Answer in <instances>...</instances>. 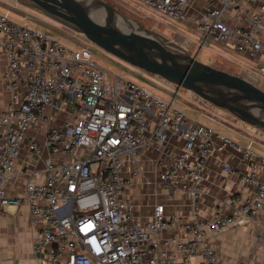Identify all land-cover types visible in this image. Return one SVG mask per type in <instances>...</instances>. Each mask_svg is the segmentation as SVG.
<instances>
[{"label": "built area", "instance_id": "1", "mask_svg": "<svg viewBox=\"0 0 264 264\" xmlns=\"http://www.w3.org/2000/svg\"><path fill=\"white\" fill-rule=\"evenodd\" d=\"M137 1L174 23L184 21L190 7V0ZM219 3L192 15L202 36L200 48L209 40L227 45L237 38L236 51L259 53L264 0ZM244 3L257 8L248 19L252 29L227 26L222 18L225 12ZM75 41V47L67 46L0 12V49L7 57L5 88L25 90L22 96L13 94L6 111L0 112V216L6 205L27 203L36 229L32 250L39 264H192L197 257L203 264H219L205 245V236L242 220L255 224L264 207V157L255 149L257 135L249 132L242 145L200 124L179 102L183 88L131 65L132 75H113L93 59L88 41L77 37ZM140 76L146 82L135 80ZM66 106L71 109L69 119L61 127H46L45 108L61 111ZM208 116L228 124L224 117ZM34 126L46 127L42 144L27 138ZM177 136L182 145L171 155L170 139ZM24 141L35 155L48 149L44 180L39 181V172L27 170L24 196L12 198L5 186L14 176ZM149 145L157 154L171 157L157 180L165 191L174 190L186 199L189 213L182 229L188 238L184 241L176 237L159 241V234L170 224L163 205L155 204L150 218L142 220L134 216L125 194L131 181L122 171L128 162L136 163L138 153ZM221 153L229 158L238 153L247 171L225 161L220 170L235 175L253 192L243 198L228 194L225 203H238L232 214L200 220L203 169L211 155ZM161 247H172L174 252Z\"/></svg>", "mask_w": 264, "mask_h": 264}, {"label": "crops", "instance_id": "2", "mask_svg": "<svg viewBox=\"0 0 264 264\" xmlns=\"http://www.w3.org/2000/svg\"><path fill=\"white\" fill-rule=\"evenodd\" d=\"M219 2L220 0H190L187 18L180 23H174L167 17L160 15L168 22L174 23L181 35L186 33L193 36L196 40L193 43L200 48L198 44L202 40V36L193 24L192 15L204 11L211 5L219 6ZM145 8L159 14L151 8ZM256 11L255 5L244 3L237 9H228L222 18L229 27L251 30V23L248 19ZM258 38L262 49L254 56L249 55L246 51L240 53L234 49V45L238 43L237 38H233L227 45L209 40L207 46L202 47L201 50L203 49L206 63L223 61L233 68V75L240 76L260 89H264V23ZM85 41L87 42L86 39ZM6 65V54L0 49V112L6 111L13 94L22 96L25 92L22 86L12 91L5 88L3 75ZM192 101L191 104L197 108L199 105L206 107L203 110L205 114L202 115L206 117L207 123L201 121L200 124L221 131L242 145L247 143L246 134L253 132L258 137V144L255 145V149L259 153L262 151L259 148L264 149V138L257 133L256 129L258 128L245 125L237 119L230 121L227 117L215 113L211 108L208 109L207 105L194 97ZM70 110L69 106L61 111H56L50 107L45 108L49 120L48 125L45 126L61 127L63 122L69 119ZM211 114L216 118L224 117L227 119L228 125L222 124L212 116L210 118L207 116ZM45 126L30 127L26 133L27 138H34L36 142L42 144L46 135ZM1 131L2 128L0 127ZM181 145L180 137L171 138L170 154H177ZM48 154V149L43 148L40 156L35 155L29 151L26 141L22 143L19 157L15 161L14 176L5 186L8 197L22 198L24 196L25 184L29 179L27 170L39 172V181L44 180L43 160ZM169 158L171 157L157 154L150 145L142 149L137 155V162H128L122 171V175L131 181V186L127 188L125 194L133 207L134 216L142 220L150 218L155 204L163 205L165 216L170 219V224L159 234V241L172 237L184 241L188 238V234L182 229V224L187 221L189 213L186 199L174 190L165 191L157 180L159 173L170 165ZM222 161L242 172L247 171V164L240 159L238 153H235L232 158L227 157L226 153L214 154L206 160L203 169L204 193L200 199V220L211 219L217 215L232 214L234 209L238 207V203L233 205L225 203L224 199L228 194L233 193L243 198L253 192L252 187L242 183L235 175L223 173L220 170ZM147 181H150L151 184H147ZM172 217H176V219H172ZM35 234L36 229L30 223L27 203L22 202L19 206H4L0 216V264H39L38 256L32 250ZM204 243L213 252L214 260L219 264H264V207L258 212L255 224H249L246 220H242L218 233L207 234ZM160 250H166L171 254L174 252L172 247H161ZM191 263L203 264L198 257L194 258Z\"/></svg>", "mask_w": 264, "mask_h": 264}, {"label": "water", "instance_id": "3", "mask_svg": "<svg viewBox=\"0 0 264 264\" xmlns=\"http://www.w3.org/2000/svg\"><path fill=\"white\" fill-rule=\"evenodd\" d=\"M82 35L109 55L187 90L240 122L264 131V91L240 76L198 61L173 42L143 30L126 32L129 21L111 5L92 0H14Z\"/></svg>", "mask_w": 264, "mask_h": 264}, {"label": "rangeland", "instance_id": "4", "mask_svg": "<svg viewBox=\"0 0 264 264\" xmlns=\"http://www.w3.org/2000/svg\"><path fill=\"white\" fill-rule=\"evenodd\" d=\"M101 1L117 9L121 14H123L126 18H128L130 22L138 26L141 30L147 31L155 36H160L166 40L173 42L175 45L182 48L190 56L195 57L198 61L210 65L214 68L225 70L228 73L230 72V74L234 71L232 67H229V65H227L223 61L206 63L205 57L202 52L203 49L201 50V48H199L195 43H193V41L194 42L196 41L193 38V36H190L186 33H183L181 35L176 29V25L174 23L168 22V20L164 19L163 16H161L160 14H156L151 10L143 7L137 1L135 0H101ZM0 12L3 13L8 12L10 19H12L17 24L31 25L37 28L38 30H41L42 32L52 36L53 38L58 39L67 46L75 47L77 42L75 41L76 37L84 39L82 35L75 33L72 30H69L59 25L58 23L49 20L39 12L34 11L20 3H17L14 0H0ZM26 16L28 17V19H24V17ZM88 49L90 50L93 59L105 71H108L113 75L119 77L121 76L123 78L127 77V75L129 74L132 75L134 73L133 67L107 54L105 51H103L96 45L92 44L91 42H89ZM135 80L144 82L146 79L140 76L139 78H135ZM261 90L264 91V89L262 88ZM181 93L183 97L179 100V102L182 104L185 113L190 118H192L197 122H201V121L206 122L207 119L206 117L203 116L205 114L203 110H205L206 107L199 105L200 108L199 110V108L191 104L193 103L192 101L193 97L195 99H198L199 102H202L205 105H207L208 109L211 108L215 113L227 117L228 120L231 121V119L232 120L236 119L226 110L210 105L202 98L196 96L193 93H190L184 89L181 91ZM187 94L191 95V98ZM208 117L210 118V116ZM256 130L257 133L260 135V137L264 138V131L261 129H256ZM259 149H261L262 151L261 153L258 152V154L264 157V149L262 148Z\"/></svg>", "mask_w": 264, "mask_h": 264}, {"label": "bare ground", "instance_id": "5", "mask_svg": "<svg viewBox=\"0 0 264 264\" xmlns=\"http://www.w3.org/2000/svg\"><path fill=\"white\" fill-rule=\"evenodd\" d=\"M85 4H87L91 9H93L94 11H96V8H95V3H93L92 0H82ZM118 26L120 28H122L124 31L126 32H130V33H133V32H137V33H143L138 26H136L135 24H133L132 22L130 21H127V20H123V19H120V21L118 22Z\"/></svg>", "mask_w": 264, "mask_h": 264}, {"label": "trees", "instance_id": "6", "mask_svg": "<svg viewBox=\"0 0 264 264\" xmlns=\"http://www.w3.org/2000/svg\"><path fill=\"white\" fill-rule=\"evenodd\" d=\"M217 69V68H216ZM221 70V69H220ZM223 71H225V70H223ZM230 73V72H229ZM245 125H247V124H245ZM254 128H256V127H254ZM259 129V128H258Z\"/></svg>", "mask_w": 264, "mask_h": 264}]
</instances>
